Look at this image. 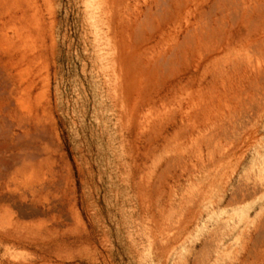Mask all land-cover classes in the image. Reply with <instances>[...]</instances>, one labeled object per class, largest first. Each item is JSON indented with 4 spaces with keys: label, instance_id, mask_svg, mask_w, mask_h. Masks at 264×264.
<instances>
[{
    "label": "rangeland",
    "instance_id": "374dc122",
    "mask_svg": "<svg viewBox=\"0 0 264 264\" xmlns=\"http://www.w3.org/2000/svg\"><path fill=\"white\" fill-rule=\"evenodd\" d=\"M246 1L0 0V264H264V0L220 13ZM223 36L227 84L202 75ZM200 91L244 103L235 132Z\"/></svg>",
    "mask_w": 264,
    "mask_h": 264
},
{
    "label": "bare ground",
    "instance_id": "6f19581e",
    "mask_svg": "<svg viewBox=\"0 0 264 264\" xmlns=\"http://www.w3.org/2000/svg\"><path fill=\"white\" fill-rule=\"evenodd\" d=\"M161 1V2H160ZM166 3L168 2V4L170 5V8L169 9H164L163 6H160V3L163 2V0H153V2L155 3V5H157V7H161V14L164 16H162L163 18H165L166 20H171L172 16H173V7H172V4L174 2H177L179 1V3H181L182 0H165ZM184 1H190V0H184ZM257 5H259V1L258 0H248L246 1L245 3H243V5L241 6H236V7H232V10L235 12V13H232L231 12V9H224V10H220V13L223 17H227L228 15H231L233 17H237L238 20H245L247 19L248 17L251 16V13L253 12V10L257 7ZM141 13V12H140ZM138 16V14H137ZM206 27V26H205ZM202 28L197 25L196 26V36H195V41L193 43V45L190 47V49H186L184 48L183 46H180L179 44H177L176 42H174L173 46L171 47H167L165 50H164V54L167 55L170 59V63H169V69H168V72H170V70L174 69L175 66L177 65H180L182 64L185 60L187 61V55L189 54H193V55H199L200 51H201V48L202 46L204 45V41L211 37L213 38V34H211V31L214 30L213 26H211L210 28ZM216 29V28H215ZM234 42L233 41H229L227 39V37L223 36L222 37V40H221V44L219 46V53L220 54H225L223 57H220L217 59V62H220L222 67L221 69L219 70V73L217 74H214L212 73V71L210 70V66H203V71H202V75H203V78H205L204 76H207V75H211V77H213V80H215L216 82L218 81H221L223 82L224 84H227L229 81H231V78L236 74V73H239V71L242 70V66L239 65V63L241 62L239 59L238 56H236L235 54V49L239 46V45H243V47H245L244 43L242 42L241 44H235L233 45ZM161 52L163 50H160ZM186 61L185 63H183L182 65L186 64ZM188 63V62H187ZM241 64V63H240ZM248 67H250V65H246ZM179 68V67H178ZM175 70V69H174ZM179 72V70H178ZM253 74H249L248 75V79H250L252 77ZM259 76H261V74H258ZM173 77V74L171 75ZM262 77V76H261ZM233 104V103H232ZM236 104V103H235ZM239 104V103H238ZM241 104H239L238 106H240ZM244 105V103H243ZM243 105L240 106L241 108L237 107L236 109L240 110H236L234 109L235 106L234 104L232 105L233 107H229V108H232L234 109L233 111H229V115L228 114H225L223 113L225 116L224 117H229L231 119V121L229 120L230 122V125H231V122H236L237 119H239L240 116H238V112H241V110L243 111ZM246 105V103H245ZM187 107L188 108H191L193 107L194 109L195 108H198V110L201 111V113H203V119L205 118V120H208V121H212L213 123H216L219 121L222 120L223 121V116L220 114L221 112L218 111L217 108H214V109H210L209 107V103H206V100H205V92H201L195 97L191 96L190 94L188 95V101H187ZM230 109V110H232ZM246 109H244L245 111ZM227 113V112H226ZM196 115V114H195ZM239 115H243V113L241 112V114ZM238 116V117H237ZM237 119H236V118ZM198 118V116H197ZM233 118V120H232ZM196 119V118H195ZM225 121H228L226 118H224ZM228 122V124H229ZM221 123H224L221 122ZM233 124V123H232ZM227 125V124H226ZM232 126V127H231ZM230 127L233 128V125H231ZM234 126L235 123H234ZM27 128V127H26ZM25 128V130H26ZM229 128V127H227ZM237 127L233 128L234 129V132L236 130ZM232 129V130H233ZM223 130V128H222ZM221 130V131H222ZM230 130V129H229ZM229 130H225L226 132L229 131ZM224 131V133H225ZM190 133V132H189ZM223 133V134H224ZM228 133H226L227 135ZM229 135H227L228 137ZM224 160V159H223ZM242 160V158H241ZM222 161V160H221ZM241 162V161H240ZM224 163V161L222 162ZM226 163V161H225ZM239 163V162H237ZM238 169V168H237ZM233 171L234 168H233ZM235 173V172H233ZM232 176V175H231ZM234 179V178H233ZM232 181V180H231ZM229 181V184L230 182ZM228 183V182H227ZM256 185V184H254ZM247 186V185H246ZM258 186V185H257ZM260 186V185H259ZM258 186V187H259ZM239 188V186H238ZM244 188V187H243ZM242 188V189H243ZM254 188V186H253ZM263 188V187H262ZM247 189V188H246ZM245 188L243 189L246 190ZM258 189H261V188H258ZM235 190H238V189H235ZM253 189H251L250 192H253L252 191ZM242 191V192H243ZM248 191V190H247ZM235 192V191H233ZM240 192V191H239ZM245 192V191H244ZM237 193V192H236ZM246 193V192H245ZM254 193V192H253ZM234 194V193H233ZM232 194V195H233ZM238 196V195H237ZM243 196V195H242ZM241 196V197H242ZM249 197V196H247ZM240 198V197H239ZM263 198H264V195H263ZM237 200V199H236ZM234 202V201H233ZM238 202V201H237ZM230 204V203H229ZM234 204V203H233ZM232 205V203H231ZM264 222V221H263ZM262 228V227H261ZM261 230V229H260ZM263 234V232H262ZM258 235V234H257ZM258 238V237H257ZM255 239L258 240V239ZM263 238V237H262ZM261 238V239H262ZM263 240V239H262ZM260 240H258L259 242ZM264 241V240H263ZM263 243V242H262ZM254 244V242H253ZM256 245V244H255ZM261 246V244H260ZM256 247V246H255ZM259 247V244L258 246ZM262 248V247H261ZM259 249V248H258Z\"/></svg>",
    "mask_w": 264,
    "mask_h": 264
}]
</instances>
